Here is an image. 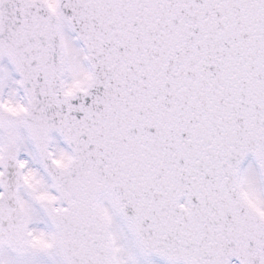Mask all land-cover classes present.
Segmentation results:
<instances>
[{
	"label": "snow or ice",
	"instance_id": "6c2138e0",
	"mask_svg": "<svg viewBox=\"0 0 264 264\" xmlns=\"http://www.w3.org/2000/svg\"><path fill=\"white\" fill-rule=\"evenodd\" d=\"M0 264H264V0H0Z\"/></svg>",
	"mask_w": 264,
	"mask_h": 264
}]
</instances>
